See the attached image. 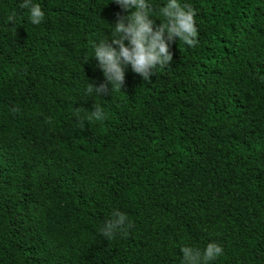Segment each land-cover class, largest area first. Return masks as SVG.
<instances>
[{"label":"trees","instance_id":"trees-1","mask_svg":"<svg viewBox=\"0 0 264 264\" xmlns=\"http://www.w3.org/2000/svg\"><path fill=\"white\" fill-rule=\"evenodd\" d=\"M34 2L39 25L0 0V264H183L213 240V264H264V0H186L198 44L98 98L92 44L126 13ZM95 103L106 118L82 127ZM113 210L132 227L105 238Z\"/></svg>","mask_w":264,"mask_h":264},{"label":"clouds","instance_id":"clouds-1","mask_svg":"<svg viewBox=\"0 0 264 264\" xmlns=\"http://www.w3.org/2000/svg\"><path fill=\"white\" fill-rule=\"evenodd\" d=\"M111 3L118 5L126 14L118 12L115 22L108 24L111 32L92 44L91 59L97 62L103 82H87L84 92L86 96L95 98L107 95L109 91L111 94L114 90L120 91L129 68L146 83L150 82L157 68L170 67L173 60L170 47L174 40L182 41L189 48L199 42L195 10L186 0H163L162 5H155L153 0H111ZM18 7L27 11V19L32 25L43 21L45 13L34 0H20ZM15 20V13L7 16L8 23L14 26ZM88 59L85 58L84 62ZM75 111L84 113L80 120L82 127L86 121H103L106 118L102 104L95 103L91 110L81 107ZM131 227L132 222L125 213L113 210L99 232L105 238H112L117 232ZM179 252L183 264H213L223 255L224 249L213 240L203 248L183 244Z\"/></svg>","mask_w":264,"mask_h":264}]
</instances>
